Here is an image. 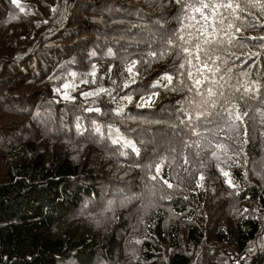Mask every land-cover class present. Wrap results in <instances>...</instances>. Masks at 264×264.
Returning a JSON list of instances; mask_svg holds the SVG:
<instances>
[{
    "label": "trees",
    "instance_id": "obj_1",
    "mask_svg": "<svg viewBox=\"0 0 264 264\" xmlns=\"http://www.w3.org/2000/svg\"><path fill=\"white\" fill-rule=\"evenodd\" d=\"M261 4L205 69L177 0H0V264H264ZM209 89L249 112L238 131L191 134Z\"/></svg>",
    "mask_w": 264,
    "mask_h": 264
},
{
    "label": "snow or ice",
    "instance_id": "obj_2",
    "mask_svg": "<svg viewBox=\"0 0 264 264\" xmlns=\"http://www.w3.org/2000/svg\"><path fill=\"white\" fill-rule=\"evenodd\" d=\"M250 0H191V2H185V0H177V3H181L183 11L185 13L184 18L181 20L182 26L194 28L195 31L198 33L199 37L203 39V45L200 43H195L196 48V55L195 60L198 61L203 68L207 69L209 67L208 61L212 60L213 56H215L216 60H223L222 56L216 55L218 49L222 47L225 43L233 44L235 41L238 40V37L231 33V29L235 27V32L239 33L241 32L240 27H236L233 23L234 20H240L241 17L238 15L239 12L244 11V5L249 3ZM13 3H16V0H13ZM255 6V5H253ZM260 7L264 9V4H261ZM190 20L192 21L191 24H185V21ZM220 33H223V36H219ZM191 34V33H190ZM225 37L227 39L225 40ZM179 40L184 41L187 43V40L184 36L177 37ZM250 39H256V37H251ZM259 39H264V37H260ZM165 44L167 47L164 51H150L148 55L152 58H162L165 55H168V48L170 47H177L178 45L175 44V41L169 37L167 41H165ZM204 45H207L208 47H204ZM182 52L192 55L188 47H183ZM253 55H259L258 53H254ZM206 57V59H205ZM215 62V61H213ZM136 61H133L131 65L126 69L129 73H132L133 68L136 65ZM187 63H192L191 60L187 61ZM180 68H185V64H180ZM199 71V70H198ZM202 75V73H200ZM94 75V73H93ZM247 75V74H245ZM188 76L190 79H194L195 83L193 87H197L203 83L200 79H195L194 74L189 71ZM166 79L169 80V83H171L172 78L166 77ZM134 82V81H133ZM128 85L125 84V87ZM69 87L68 85H65V88ZM155 87V85H154ZM223 87V86H221ZM253 87H256L253 85ZM259 88H257V91ZM101 91H104L101 89ZM197 91H199V88L197 87ZM236 92H240V89H235ZM245 92L249 91L248 88L244 89ZM85 95H89L86 93ZM208 95L211 96H219L221 99L213 100L212 103V111H200L199 115L196 117L189 116L187 123L189 125V131L193 136H201L202 133L198 131V128L200 127V121L204 120L211 124H216L217 126L223 124L227 125L228 129L238 131L239 126L245 124L244 117L249 116L248 111H244L240 107L239 102H233L237 101V98L235 96L229 97L224 91H221L219 93L213 92L211 89L208 91ZM65 98L67 99V93H65ZM128 99H131L128 97ZM245 97L241 95L238 98V101H244ZM148 103L151 102V98L147 101ZM209 101L205 100L203 101V104H208ZM261 121L262 124H264V110L260 111ZM195 121V122H193ZM223 130V129H221ZM97 131L99 132L100 129L97 128ZM115 132L119 133V129H114ZM264 134V133H262ZM244 136H248L247 129L244 130ZM228 139H231V137H227ZM247 140H245V143ZM113 143H121V136L117 135L116 139L113 140ZM124 143L127 147L131 148L134 152H139V150L136 148L135 144L124 139ZM185 147H201L200 144H188L186 143L184 145ZM217 149L220 151L226 152V146L224 144H217L215 145ZM175 149H173L174 151ZM199 154V153H198ZM214 157L217 155L216 152L211 153ZM230 159V158H229ZM164 160L165 158H161V162L157 163L155 165V172L156 175L152 176L151 179H157L158 176H160L161 171L164 167ZM185 162L187 163V158H185ZM225 177H227L229 174L228 172L222 173ZM203 177H201L202 179ZM163 182L167 184L169 188L172 187V184L168 182L167 179H164ZM228 183H231V181H227Z\"/></svg>",
    "mask_w": 264,
    "mask_h": 264
}]
</instances>
